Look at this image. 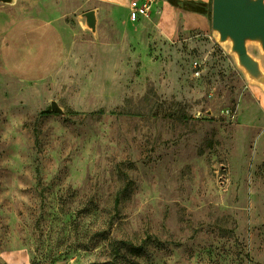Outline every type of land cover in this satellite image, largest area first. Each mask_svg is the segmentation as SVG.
Segmentation results:
<instances>
[{
  "label": "rangeland",
  "instance_id": "1",
  "mask_svg": "<svg viewBox=\"0 0 264 264\" xmlns=\"http://www.w3.org/2000/svg\"><path fill=\"white\" fill-rule=\"evenodd\" d=\"M9 1L0 264H264L260 43L246 42L253 77L211 28L212 0H188L205 5L201 18L158 0L135 23L140 44L119 42L122 29L140 42L132 21L112 42L77 9L39 14L33 35L36 8L60 1ZM36 35L54 43L45 59Z\"/></svg>",
  "mask_w": 264,
  "mask_h": 264
},
{
  "label": "water",
  "instance_id": "2",
  "mask_svg": "<svg viewBox=\"0 0 264 264\" xmlns=\"http://www.w3.org/2000/svg\"><path fill=\"white\" fill-rule=\"evenodd\" d=\"M211 11V28L219 34L220 41L230 40L240 65L251 76H258L259 66L247 53L246 42H259L264 51V1L212 0ZM83 16L87 26L94 29L93 12H86ZM51 108L62 113L55 102L51 103Z\"/></svg>",
  "mask_w": 264,
  "mask_h": 264
},
{
  "label": "crops",
  "instance_id": "3",
  "mask_svg": "<svg viewBox=\"0 0 264 264\" xmlns=\"http://www.w3.org/2000/svg\"><path fill=\"white\" fill-rule=\"evenodd\" d=\"M58 1H60V3H61V6L59 8L57 7L56 3H54L55 7H53L52 9H50L48 11H45L44 9L39 10L38 8H36L37 10L34 11V13H33L34 14V19H33L34 25H33V27H31V25L28 26V27H31L29 29L28 33L33 34V35L35 34V31L39 27L38 24H40V23H37V21H36V18L38 17L39 14L49 13V12L54 10V11H57L58 15H59L61 13L73 12L75 9H77L79 11L83 10V12L92 11L94 14V17H95L96 26L98 24H100V22H104V23L108 24V26H110L112 28V32L109 33L108 37H110V40H112V42H114L113 39H114V36L116 35V33H118L119 24H121V23L126 24L125 21L128 19V9H127V12H125L124 10H121V8H123V7L128 8L129 3H130L129 0H58ZM194 14H197V13H194ZM197 15L198 16H194V17H200V18L202 17L200 14H197ZM148 18H144V19H142V21L140 20L139 23H137V24H141V22H143L145 20L146 21L149 20ZM128 21H130V20L128 19ZM49 23H47V24H49ZM132 23H134V26L136 25L135 24L136 22L132 21ZM59 25L62 27V29H65L69 33L70 39H71V34H70L69 29H67L61 23H59ZM145 29L146 28H144V26H142V25H139V26L136 25L135 26L134 32L136 33V39L137 40L139 39L140 42H136L134 40V37L131 38V36L127 30L122 29V35L119 36L120 37L119 42L124 43V44L130 43V42L140 44L144 40ZM22 33H24V32H22ZM18 36H19V34H18ZM34 38H35L34 40L31 38L29 40V43L31 44V47L33 46V48H34L33 52H35V55L37 57L42 58L45 55L51 54L50 50L53 48L54 43L53 42L51 43L50 39H48V38L42 39L38 35H36V37H34ZM100 38H102V36H100L99 39ZM24 39H26V38L24 37ZM41 54H43V55L40 56ZM43 58L45 59V57H43ZM50 62H52V61H50Z\"/></svg>",
  "mask_w": 264,
  "mask_h": 264
},
{
  "label": "built area",
  "instance_id": "4",
  "mask_svg": "<svg viewBox=\"0 0 264 264\" xmlns=\"http://www.w3.org/2000/svg\"><path fill=\"white\" fill-rule=\"evenodd\" d=\"M128 19L138 22L144 18H148L156 8L158 0H129Z\"/></svg>",
  "mask_w": 264,
  "mask_h": 264
},
{
  "label": "trees",
  "instance_id": "5",
  "mask_svg": "<svg viewBox=\"0 0 264 264\" xmlns=\"http://www.w3.org/2000/svg\"><path fill=\"white\" fill-rule=\"evenodd\" d=\"M171 6L181 9L183 11L207 15L205 5L202 3H195L188 0H166ZM117 202V201H116Z\"/></svg>",
  "mask_w": 264,
  "mask_h": 264
}]
</instances>
